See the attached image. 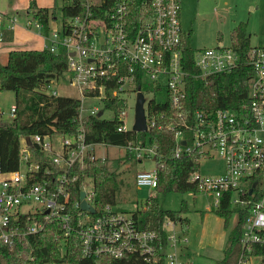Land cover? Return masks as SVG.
Here are the masks:
<instances>
[{
	"label": "built area",
	"instance_id": "1",
	"mask_svg": "<svg viewBox=\"0 0 264 264\" xmlns=\"http://www.w3.org/2000/svg\"><path fill=\"white\" fill-rule=\"evenodd\" d=\"M181 2L151 0L153 19H148L144 12L146 20L136 27L131 20L130 0H86L84 13L69 18L66 26L62 23L61 28L44 34L48 40L44 48L56 53L63 48L67 52L65 74H69L70 84L81 93L80 119L88 115L103 118L105 110H109L113 118L117 116L120 120L119 131L134 130L127 127V108L133 95L137 99L139 91L144 94V83L149 86L147 90L166 91L167 100L180 111L181 117L184 115L191 71L185 62L183 40L191 33H186L182 25ZM106 3L108 7L104 9ZM7 17L16 20L14 16ZM4 18L0 13V41ZM27 27L44 28L34 15L28 19ZM192 48L202 78L231 72L241 64V55L222 42L215 47ZM248 59L254 74L243 109L219 108L213 115L195 110L192 119L184 118L176 132L174 152L176 157L193 155L200 162L189 178L197 186V191H189L190 195L211 193L217 206L222 194L232 191L234 205L251 206L242 237L247 251L253 243H264V46H254ZM61 77L50 81L49 94L61 95L54 88ZM114 80L118 86L109 97L107 82ZM89 98L100 100L103 108L93 105L87 109L85 102ZM113 98L124 101L118 113L106 104V99ZM148 103L147 106L144 103L148 129L157 125L161 128L156 116L150 114ZM16 109L12 103L8 111L12 118ZM4 115L0 108V122ZM168 128L173 130L175 126L170 124ZM30 139L28 144L26 137L22 138L16 170L3 171L0 167V247L13 250L18 239L54 222L62 231L57 237L60 248L65 249L68 239L75 236L81 241L84 257L119 259L137 254L144 264H190L180 258V251L188 242L181 226L178 231L180 224L171 220L165 223L167 242L161 244L158 232L140 227L133 212L127 214L111 205L98 212L94 184L92 190L87 189L86 182L92 178L85 169L91 161H104L106 158H100L99 149L111 145L89 140L83 124L74 133L36 134ZM113 146L125 148L138 160L145 157L155 160L157 156L155 146L141 141ZM215 156L222 159L223 171L203 172L202 161ZM78 183L81 193L85 191L83 199L95 208L94 212L82 208L81 193L79 199H73ZM135 183L154 190L158 186L156 165L138 171ZM167 226L173 230L168 231ZM247 258L242 255L238 264H248Z\"/></svg>",
	"mask_w": 264,
	"mask_h": 264
},
{
	"label": "trees",
	"instance_id": "2",
	"mask_svg": "<svg viewBox=\"0 0 264 264\" xmlns=\"http://www.w3.org/2000/svg\"><path fill=\"white\" fill-rule=\"evenodd\" d=\"M86 0H63L62 6H37L31 1L28 12L43 23V32H51V22L57 20L62 12V23L68 24V19L85 12ZM131 20L136 27L144 23L146 16L153 19L151 0H130ZM104 9L108 4L103 5ZM103 8L102 10L105 11ZM101 10V11H102ZM152 17V18H151ZM185 62L191 71L188 78L187 98L184 100L183 116L175 109L169 100H149L148 110L155 115L161 128L150 126L147 131H119L121 124L117 116L105 119L96 115H88L80 119L81 101L78 98L52 95L47 92V86L52 79H59L68 69V55L65 49L53 52L43 49H12L5 64L0 62V90L13 91L15 94L16 114L10 120L0 122V167L3 171H14L19 167L22 138L33 137L36 134L74 133L81 124L84 125L88 139L102 141L109 145H126L129 141H141L155 146L157 156L155 165L158 170L157 192H188L197 191L195 183L190 181L191 172L200 167V162L193 155H174L176 148V132L181 128L183 119L190 120L195 110H203L213 115L219 108L241 110L248 102L249 81L254 74L249 63V52L254 47L244 23H240L232 34V47L241 55V64L231 72L210 75L207 78L199 76L195 66L194 50L189 46L187 38L183 40ZM138 85L141 84L137 79ZM118 83L107 82L106 93L110 97ZM106 104L118 113L123 100L119 98L106 99ZM174 124L175 129L168 125ZM88 173L94 184L95 203L98 212L106 205L116 209L118 193L122 181L115 171L108 169L100 160L87 164ZM84 171V172H85ZM81 189L75 185L73 199H79ZM257 195L256 197H258ZM133 215L142 228L156 230L160 243L166 244L168 220L180 224L182 231L188 234L190 218L187 208L165 209L160 206L157 195L150 194L145 200L137 202ZM225 220L228 227L231 217L237 213L236 224L230 229L224 248V257L217 264H238L242 255L264 257V243H253L247 251L242 243L246 219L251 213V206L242 207L232 202V191L222 194L219 204L214 210ZM61 227L54 222H48L41 231L17 240L15 248L0 247V264L27 263H76V264H144L141 256L127 254L116 259L110 256L84 257L81 241L71 236L65 249H61L58 235ZM264 234V232H263Z\"/></svg>",
	"mask_w": 264,
	"mask_h": 264
},
{
	"label": "rangeland",
	"instance_id": "3",
	"mask_svg": "<svg viewBox=\"0 0 264 264\" xmlns=\"http://www.w3.org/2000/svg\"><path fill=\"white\" fill-rule=\"evenodd\" d=\"M33 1V0H31ZM30 1V2H31ZM38 5V2L34 0ZM62 6L63 0H55L54 5ZM30 5V3H29ZM181 21L186 33H191L187 37L188 44L196 49L215 47L222 42L227 46H232V34L238 24L244 23L246 31L250 36V43L252 46H264V0H182L181 2ZM32 14V13H31ZM21 18L18 20V25L15 26L18 33L9 31L5 42L13 39H23L25 35L37 34L29 29L19 25H23L25 19L24 14H20ZM62 12L59 11L57 20H53L51 27L56 30L61 27ZM24 26V25H23ZM19 29V30H18ZM39 37V35H38ZM13 38V39H11ZM16 45H23L22 43ZM8 53L0 51V62L6 63ZM149 86L144 83L145 106L152 98H157L159 101L168 99L166 91L147 90ZM59 93L63 96H70L81 99V93L73 87L69 82V74L61 77L59 81L54 84ZM147 88V89H146ZM15 103V94L13 91L0 90V108L5 112L4 120H10L12 117L8 114L10 105ZM135 103L136 96L130 98L127 108V127L132 128L135 122ZM93 105H98L103 108V104L98 99H87L85 107L88 109ZM103 118L112 119L113 112L105 110ZM100 158H106L101 163L108 169L115 171L122 181V188L118 193V200L116 208L127 214H131L137 207L138 201L145 200L150 194L157 195L160 206L165 209L178 210L182 206L187 208V216H190L193 221L198 219L200 211L204 210L206 206H212L214 202L213 195L205 192H198L196 199L188 192H157L148 187H139L135 183V177L140 170H150L155 167L154 158L145 157L138 160L129 155L125 148L118 146L101 147L99 149ZM223 161L221 158L215 156L202 161V170L205 173H214L221 169ZM87 189H93V180L88 179L86 182ZM197 215V217L195 216ZM238 216L235 213L231 219V225H235ZM197 221V220H196ZM190 227V226H189ZM168 231H172V227L167 226ZM190 229V228H189ZM180 232V225L178 227ZM190 233L188 231L187 236ZM190 244V241L188 242ZM224 252V251H221ZM183 253H186L185 251ZM218 254L213 253L208 255L202 252L197 256L198 263L194 264H217ZM181 256V255H180ZM191 257L188 253L180 258L187 262ZM262 259L260 257L249 256L247 258L248 264H256ZM37 264V263H27ZM46 264H76V263H46Z\"/></svg>",
	"mask_w": 264,
	"mask_h": 264
},
{
	"label": "crops",
	"instance_id": "4",
	"mask_svg": "<svg viewBox=\"0 0 264 264\" xmlns=\"http://www.w3.org/2000/svg\"><path fill=\"white\" fill-rule=\"evenodd\" d=\"M31 0H0V13L5 15V18L2 22L3 25V40L0 41V51H4L9 54L12 49H43L45 45L48 44V40L45 38L43 30L29 28L34 31L36 35H25L23 39L16 38L5 42V38L8 35L7 30L15 31L14 28L18 25V20L21 18L20 14H24L23 19H25L24 26L21 24L19 26L27 28V21L30 19L33 14L28 12L29 3ZM55 0H36L40 7H53ZM7 16H14L16 18L15 21L9 19ZM52 23V22H51ZM51 26V24H50ZM62 26V23H61ZM61 28V27H60ZM19 30V29H18ZM51 30H54L51 27ZM16 33L17 30H16ZM39 35V37H38ZM22 43L23 45H16ZM8 59V56H7ZM4 63V62H2ZM201 163V169H202ZM221 169L214 173H219L223 171L224 165L220 166ZM203 171V170H202ZM209 173V174H214ZM211 194V193H210ZM213 195V194H212ZM214 198V202L212 206H206V208L201 213L198 214V219L193 221L190 216V235L188 237V242L181 249V256H185L187 253L191 255L187 259V262L190 264L198 263L197 256H200L202 252H205L208 255H212L213 253L218 254V259L221 260L224 257V248L226 246L227 238L229 235L230 229L233 227L231 223L229 226H225V220L223 217L219 216L214 210L216 207V199ZM196 199V197H195ZM197 217V215H195ZM187 235V234H186ZM186 253H183V252ZM262 260L260 262H256V264H264V257H260Z\"/></svg>",
	"mask_w": 264,
	"mask_h": 264
},
{
	"label": "water",
	"instance_id": "5",
	"mask_svg": "<svg viewBox=\"0 0 264 264\" xmlns=\"http://www.w3.org/2000/svg\"><path fill=\"white\" fill-rule=\"evenodd\" d=\"M144 103H145L144 94L142 93V91H139L137 94V99H136V104H135V122L133 126V129L137 132L148 130ZM100 115H101V112L99 113V116ZM26 141L28 144H31V139L29 136L26 137ZM84 197H85V191L81 193V198L83 199ZM81 205H82V208L85 210H90L92 212L95 211V208L92 205H90L85 199L82 200Z\"/></svg>",
	"mask_w": 264,
	"mask_h": 264
}]
</instances>
